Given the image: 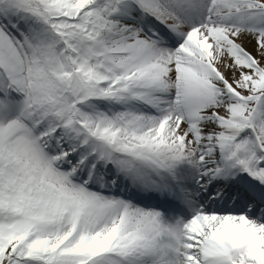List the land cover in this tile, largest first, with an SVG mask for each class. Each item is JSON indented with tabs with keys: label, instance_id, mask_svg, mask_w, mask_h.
<instances>
[{
	"label": "snow or ice",
	"instance_id": "6c2138e0",
	"mask_svg": "<svg viewBox=\"0 0 264 264\" xmlns=\"http://www.w3.org/2000/svg\"><path fill=\"white\" fill-rule=\"evenodd\" d=\"M0 264H264V0H0Z\"/></svg>",
	"mask_w": 264,
	"mask_h": 264
}]
</instances>
